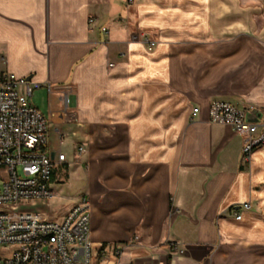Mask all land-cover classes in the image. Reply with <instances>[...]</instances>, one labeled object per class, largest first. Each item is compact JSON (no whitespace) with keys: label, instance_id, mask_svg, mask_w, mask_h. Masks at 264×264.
Returning a JSON list of instances; mask_svg holds the SVG:
<instances>
[{"label":"crops","instance_id":"1","mask_svg":"<svg viewBox=\"0 0 264 264\" xmlns=\"http://www.w3.org/2000/svg\"><path fill=\"white\" fill-rule=\"evenodd\" d=\"M227 15L228 0H0L3 68L37 84L50 145L62 133L71 152L52 187L85 164L92 264H264V146L242 163L241 136L207 120L227 101L264 124V40Z\"/></svg>","mask_w":264,"mask_h":264},{"label":"built area","instance_id":"2","mask_svg":"<svg viewBox=\"0 0 264 264\" xmlns=\"http://www.w3.org/2000/svg\"><path fill=\"white\" fill-rule=\"evenodd\" d=\"M138 35L147 50L155 47L147 33ZM3 64L0 56V264H92L86 198L54 217L43 210L54 197V172L66 161V135L58 133L54 146L50 145L48 121L31 102L37 84L6 71ZM61 101L59 115L68 117L67 97ZM253 110L227 101H213L207 109L209 123L228 126L241 136L244 163L254 149L264 146V124L247 118ZM198 112L193 108L192 116ZM75 149L77 155L84 152L82 145ZM235 218L240 215L235 213ZM105 254L102 249L98 255L104 258Z\"/></svg>","mask_w":264,"mask_h":264},{"label":"rangeland","instance_id":"3","mask_svg":"<svg viewBox=\"0 0 264 264\" xmlns=\"http://www.w3.org/2000/svg\"><path fill=\"white\" fill-rule=\"evenodd\" d=\"M236 17H242V20L244 21L243 25L245 29V36L258 35L259 37L261 36L260 38L262 41L264 40V0H228V24L234 23L236 21ZM259 29L260 32H257ZM147 34L149 38L154 41L153 36L150 33ZM31 102L41 111L45 105L44 97L42 95L39 96L37 90H34ZM249 107L256 110L253 106ZM63 151L66 153L67 162L70 163L71 152L69 151L67 145L63 147ZM241 162L244 163L242 160ZM250 162L251 158L246 164H250ZM76 163L78 165L82 163L81 169L70 168L68 172V180H66V173L64 170L57 175V182H55L52 187L54 197L50 200L48 206L43 209L49 217H54L57 213H59V211L65 212V210H62L66 205L72 203L70 202V199L78 197L76 201L70 205L71 207L78 203L79 199L83 197H80L79 195H81L83 189V170H85V164L83 161L81 162V160Z\"/></svg>","mask_w":264,"mask_h":264},{"label":"water","instance_id":"4","mask_svg":"<svg viewBox=\"0 0 264 264\" xmlns=\"http://www.w3.org/2000/svg\"><path fill=\"white\" fill-rule=\"evenodd\" d=\"M26 80L29 81V78H27ZM252 114H256V115H258V117L260 116V114L257 113V110L254 109V110L252 111V113H249V114L247 115V118H248L249 120H251V121L253 120V119H251V118H252Z\"/></svg>","mask_w":264,"mask_h":264}]
</instances>
